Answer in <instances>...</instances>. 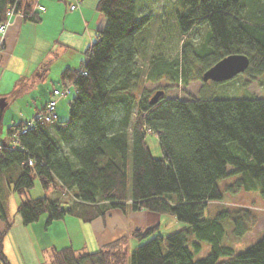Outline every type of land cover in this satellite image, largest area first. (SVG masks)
I'll list each match as a JSON object with an SVG mask.
<instances>
[{
    "label": "trees",
    "instance_id": "trees-1",
    "mask_svg": "<svg viewBox=\"0 0 264 264\" xmlns=\"http://www.w3.org/2000/svg\"><path fill=\"white\" fill-rule=\"evenodd\" d=\"M23 1L0 0V21L11 7L38 21L31 3ZM185 5L176 17L181 35L202 25L207 33L200 45L183 40L179 56L169 59L163 53L141 54L145 46L138 35L146 18L136 17L135 0H98L95 9L105 18L104 27L85 51L81 67L60 74L61 82L74 90L68 118L37 121L25 134L19 133L25 121L9 125L0 142V180L20 195L36 179L40 183L43 194L25 195L18 205L24 225L43 215L46 224L67 215L88 222L119 208L169 214L188 227L151 239L156 226L135 229L134 239L147 241L132 251L123 239L96 252L55 249L49 264H264V228L262 238L245 251L222 244L225 221L232 222L231 231L239 238L254 229L259 215L251 207L238 203L204 218L206 208L226 192H258L264 204V98L220 99L203 93L166 98L163 88L164 95L152 105L143 88L148 80L204 82V72L232 54L249 59L243 85L262 76L264 0H185ZM48 68L43 64L37 70L39 82ZM148 129L158 135L163 159L152 157ZM229 176L233 183L220 188ZM0 215L6 220L0 231V264H10L3 246L12 222L1 202ZM202 242H209L210 252L194 259Z\"/></svg>",
    "mask_w": 264,
    "mask_h": 264
},
{
    "label": "rangeland",
    "instance_id": "rangeland-1",
    "mask_svg": "<svg viewBox=\"0 0 264 264\" xmlns=\"http://www.w3.org/2000/svg\"><path fill=\"white\" fill-rule=\"evenodd\" d=\"M187 6L185 5V0H135V10L137 18H146L145 30H143L139 35V39L143 42L145 49L141 48V54L148 56L154 53H163L169 59H175L179 56L180 46L183 40H189L194 45H200L203 43L206 33L207 26L202 25L194 28L188 36L181 35L178 24H177V14L183 13ZM68 12V11H67ZM58 16V13H57ZM56 22V21H55ZM40 30V31H39ZM44 30L48 32V29L42 25L39 29L35 26H32L29 29V37L32 39L36 36L44 37ZM46 34V33H45ZM28 35L25 36V39L22 41V44L17 46V49L13 53V58L9 63L8 72L5 77H3L2 84L0 85V97H5L9 101L8 107L3 111L1 124H0V140H5L6 138V128L10 124L17 123L19 121H27L31 119V115L28 114L27 107L24 106V101L28 97H33L36 100L38 106L39 99L37 95L43 90L38 86L29 88L25 92H21L24 88V85L17 83L14 80L15 74L12 75V72H26L27 70L32 69L33 65L29 64L33 57L30 55L33 52L34 44L33 42L27 41ZM147 46V47H146ZM37 51L33 53L36 55ZM33 55L34 57H36ZM143 56V55H142ZM147 58V57H145ZM144 58V60H145ZM8 59V58H7ZM44 61V62H43ZM44 64H49L48 61ZM140 61V59H139ZM50 67V64H49ZM31 80H28V85ZM246 81V76L241 73L235 76L234 78L224 81V82H214V81H193L190 84L186 85L182 81L177 80L170 82L167 79H160L158 81L148 80L144 83L143 88L150 93V97L157 91L167 88L165 97L166 98H179V99H188L191 97H200L203 95L208 97L220 98V99H231V98H252V97H261L264 98V74L262 76L256 77L253 80H249L247 86L243 85ZM39 84V83H38ZM18 87V88H17ZM66 86L63 82H59L56 88L63 90ZM3 93V94H1ZM33 94V95H32ZM74 96V90L71 87V91L67 93L66 96L60 98L63 101L65 111L68 114V102ZM33 106V105H32ZM58 113V112H57ZM58 117H60L58 115ZM65 117V116H64ZM146 143L150 150L152 157L163 159V154L159 145V138L156 133H148L146 135ZM232 167L228 166V171H231ZM233 176L226 177L225 179L219 182L220 188L228 184L233 183ZM43 194V189L38 182L35 180V186L26 192L25 194H18L17 192L11 190L5 181L0 180V202L4 206V210L7 214L9 221H12L13 227L16 226L18 220L22 221L21 215L17 212V207L25 198L27 197H37ZM238 203L246 207H251L258 215V221L254 229L245 235L242 238L235 236L232 229V222L225 221L224 227L226 234L222 239V244L227 245L235 249L237 252L245 251L254 243L258 242L263 236L264 228V204L259 196V193H223L221 200L211 203L204 212V218H211L216 216L219 212L224 209H230ZM124 213L119 208L109 209L105 216H98L92 219L91 221L85 222L87 225H91L84 229L77 228L76 226L70 227V237L73 241L79 242L78 239H75L73 235H81L82 238L86 239V244H88V249H101V244L109 243L116 239H123L125 245L128 247L129 251H132L136 246L145 243L147 240L138 242L132 236V232L135 229H140L141 231L156 226L157 230L149 238L156 237L160 235L163 238L175 233L181 229L187 228L188 225L182 222H179L174 216L169 214H159L153 213L150 211L142 210L136 211L131 214ZM47 215L41 216L39 219L40 223L44 224L47 227L49 224H46ZM57 221V220H55ZM37 223V222H36ZM54 223V222H53ZM6 220H4L0 215V231L5 229ZM56 224V223H54ZM50 226V225H49ZM54 225L51 230H53ZM16 232V231H15ZM49 232H45L46 236L49 235ZM56 232V231H55ZM7 235V233H6ZM4 238V242L6 239ZM57 238L60 235L58 232L55 234ZM54 237V236H53ZM40 241H33L36 244H44L42 236L40 235ZM6 239V240H5ZM69 237L64 238V240H56L57 243L63 245ZM148 239V240H149ZM194 240L193 234L190 235L189 246L193 251L194 248L191 242ZM49 242H52L49 240ZM99 244V245H98ZM202 249L199 253L194 255V259H200L206 257L210 252L209 242H202ZM93 245V246H92ZM95 245V246H94ZM97 245V246H96ZM6 252L9 254V243H5ZM66 247V246H63ZM165 248V247H164ZM128 264L130 262L128 261Z\"/></svg>",
    "mask_w": 264,
    "mask_h": 264
},
{
    "label": "crops",
    "instance_id": "crops-1",
    "mask_svg": "<svg viewBox=\"0 0 264 264\" xmlns=\"http://www.w3.org/2000/svg\"><path fill=\"white\" fill-rule=\"evenodd\" d=\"M25 1L27 0H24L23 3ZM28 1L32 5L31 12L37 16L38 21L24 18L20 13L15 14L12 18L11 24L4 37L3 47L0 50V85L4 79L3 77H5L8 72L9 63L13 58L14 51L17 49L18 45L22 44L25 36L28 35L27 41H32L34 44L32 49L33 52L37 51L36 55L33 52L30 54L33 60H31L29 64H32L33 67L30 70L26 69V72L17 73L14 71L11 74H15V82L21 83L22 85L25 84L21 92H25V90L38 85L43 90V93L40 92L37 95L39 99L38 106L33 97H28L23 102L24 106L27 107L26 111L28 114L34 116L41 112L49 99L52 89L56 88L57 84L61 81V72L66 68L79 69L81 67L82 61L85 58L84 53L94 41L96 32L104 27L105 18L95 9L98 0ZM76 3H79V8L73 12L68 11V6ZM38 6H43L44 11H39L37 8ZM42 25L48 29V32L44 30V37L36 36L33 39L29 37V29H31L32 26L39 29ZM43 60H45V62L48 61L50 67L48 68L45 80L39 82L35 74L44 64ZM28 80L31 81L26 85ZM63 84L66 86L67 82ZM7 102L8 104L6 107L9 105L8 100ZM64 104L65 103L60 100L57 107V112L60 116L58 118L62 121L68 118V114L63 107ZM2 141L3 139L0 140V142ZM38 221H40V219ZM38 221H36L37 223L34 222L29 225H24L22 221L18 220L15 226L17 227L16 230L13 227L14 223L11 221L12 225L6 235V239L8 240L5 239L6 241L3 246L5 256L10 264H49L52 260L53 251L63 248V246L72 247L79 252H96L100 249H91L90 251V249H88L89 245L86 244V239H81V235H79V237L75 234L73 235L79 242L71 239L69 230L71 226L84 229V231L91 226L77 217L67 215L63 219L53 221L56 224L51 222L49 224L50 226L48 225L47 227L40 223L41 221ZM53 225L54 228L51 230ZM48 231H50L49 235L46 236L45 232ZM57 232L60 234L58 235L59 238L55 237ZM40 235L44 239L42 241L45 243L36 244L33 242L35 240L41 242L39 238ZM67 237H69V239L65 241L63 245L56 242V240H64V238ZM49 240L52 242H49ZM7 241L10 247L9 254H7L5 246ZM105 244L106 243H103L101 246Z\"/></svg>",
    "mask_w": 264,
    "mask_h": 264
},
{
    "label": "water",
    "instance_id": "water-1",
    "mask_svg": "<svg viewBox=\"0 0 264 264\" xmlns=\"http://www.w3.org/2000/svg\"><path fill=\"white\" fill-rule=\"evenodd\" d=\"M249 66V59L243 54H232L228 55L218 62H216L212 67L207 69L202 79L204 82L214 81V82H224L230 80L243 73ZM164 95V90H157L150 98V104H155L161 96ZM8 102L5 97L0 98V124L2 119V114L7 106Z\"/></svg>",
    "mask_w": 264,
    "mask_h": 264
},
{
    "label": "built area",
    "instance_id": "built-area-1",
    "mask_svg": "<svg viewBox=\"0 0 264 264\" xmlns=\"http://www.w3.org/2000/svg\"><path fill=\"white\" fill-rule=\"evenodd\" d=\"M39 9L43 11L44 7L40 6ZM75 9H77L76 5H71L69 7L70 11H73ZM15 14H16L15 7H11L7 11V18L4 21H0V50L3 47V41H4L6 31L9 25L11 24L12 18L14 17ZM20 14L23 17H29V15H26L22 12H20ZM68 92H69V83L66 84V87L63 90L59 88L53 89L44 107V110L40 114L35 115L33 118L28 120L25 126L21 129L20 134H25L27 131L32 130L35 127L36 122L39 120L46 121V122L56 121L58 119V113H57L58 102L60 98L65 96ZM147 132H150V130L148 129ZM28 164L32 165V161L29 160Z\"/></svg>",
    "mask_w": 264,
    "mask_h": 264
}]
</instances>
